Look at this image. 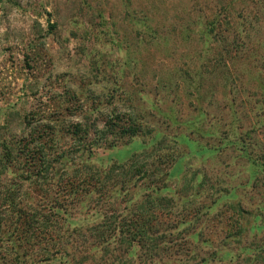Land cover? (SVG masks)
I'll use <instances>...</instances> for the list:
<instances>
[{"label": "rangeland", "instance_id": "obj_1", "mask_svg": "<svg viewBox=\"0 0 264 264\" xmlns=\"http://www.w3.org/2000/svg\"><path fill=\"white\" fill-rule=\"evenodd\" d=\"M222 1L0 0V137L21 147L31 134L35 139L44 135L42 124L53 120L52 133L61 136L58 150L66 151L68 160L78 161L82 144H90L89 164L104 170L150 149L157 140L152 129L183 135L188 140L178 147L166 139L162 143L166 150L140 159L151 168L171 167V160L174 164L178 160L168 178L174 199L181 178L192 174L204 176L207 185L215 187L191 194L186 205L175 202L159 218L166 239L156 246L158 257L151 260L140 258L137 246L132 260L93 258L89 241L84 242L78 231H69L86 224L80 214L69 218L68 229L63 227L40 241L42 247L56 252L64 246L69 257L63 261L57 255L41 261L34 245L37 238L17 239L16 229L5 227L0 231V264H264V174L250 182V162L240 151L254 143L264 152V130L256 126V132L250 131L257 120L252 100L257 98L258 83L264 86V22L253 24L256 34H251L258 42L245 41L250 31L238 35L244 44L235 48L242 50L231 55L225 67L223 57L205 51L200 33L201 24L218 14ZM225 1L231 25L236 26L241 17L254 19L249 16L254 0ZM144 20L149 27L142 25ZM224 33H219V39L234 36L232 31ZM210 44L212 51L220 49L215 41ZM199 108L205 114V128L217 138L198 136L182 125L197 116ZM112 113L132 115L146 133L131 140L113 142L109 135L107 142L99 139L100 122ZM160 113L174 116L177 123ZM73 123L88 130L87 136L79 135L80 143L62 133ZM238 139V145L218 143ZM164 154H172V159L166 161ZM25 161L16 165L20 168ZM61 163L66 161L53 165ZM10 175L0 180V211L13 186L17 187L11 195L16 210L25 202L51 204V198L38 195L40 188L20 180L15 170ZM15 244L20 245L18 255L13 253Z\"/></svg>", "mask_w": 264, "mask_h": 264}, {"label": "trees", "instance_id": "obj_2", "mask_svg": "<svg viewBox=\"0 0 264 264\" xmlns=\"http://www.w3.org/2000/svg\"><path fill=\"white\" fill-rule=\"evenodd\" d=\"M228 5L229 3L225 0L222 1L219 4L220 11H218V14H212V18L206 19V22L201 24L200 28L205 51H208V53L212 52L214 55L219 54L223 57L224 63H226L225 67L231 55L242 50L235 48L239 43L244 44V40L239 42L240 36L238 35L243 32L249 34L250 31V38L246 36L245 41L250 39V42L254 41L256 43L258 40L254 35L256 34V28L253 24L255 22H264V0L253 1L249 16L254 17V19L250 17L238 18L239 22L237 24L240 25L239 28L237 24L236 26L231 25L226 19L229 11ZM245 18H249L250 21ZM142 25L146 26V28L149 27L146 20H144ZM218 25H220L219 30L217 28ZM245 25L248 27L246 28ZM222 30L223 34H225V31H232L234 36L230 39H227L226 36H221L219 39V33ZM251 32L255 33L251 34ZM212 41H215L216 45L220 44V49L217 52L209 48ZM258 45L261 46L263 44L259 43ZM226 74L229 76L231 72L227 70ZM258 80H260L259 77ZM258 85L257 98L252 100V109L256 111L255 117L257 116V120L251 126V132H256V126L264 130V86L260 83ZM257 106L259 107V112ZM198 110L197 116L193 119L182 121V125L198 136L204 138L215 137L216 133L207 130L204 126V111L200 108ZM230 111L234 116V110L231 107ZM159 115H163L164 118L171 120L172 123H177L178 121L169 114L160 113ZM56 119L59 120V118ZM100 123L102 129L97 131L100 134L98 137L106 142L108 135L113 136L112 141L114 142V140L119 141L124 138L131 140L137 136H144L146 133L141 132V128L135 118L130 114L112 113L107 118L104 116ZM55 125L53 120L52 122H44L42 124L44 130L41 131H44L45 134L39 135L37 139L32 138L31 134L21 147L19 143L14 145L8 137H0V180H4L10 175L11 171L15 170L16 173H19L18 178L20 180L25 178L34 189L35 187L40 188V192L39 190L36 192L38 195L42 193L45 199L46 197L51 198V201L49 200L51 204L47 205L48 207H43V205L36 206L35 203L25 202L24 205H21L16 210L17 204L13 203L14 197L12 196H14L13 193L17 190V187L13 186L12 192L6 198L8 203L2 209L5 215H3V211H0V231L5 227L8 228L7 230L10 228L16 229L18 232V236L16 235L17 239L20 238V240L27 242L31 238H37L34 240V245L38 246L36 254L40 260L42 258L54 260L53 257L55 255L62 261L64 258L69 257L64 246L57 248L58 252H56L53 248L51 250L46 246L42 247L40 241H46L48 235V238L52 237L53 233L57 234L63 227L68 229L71 223L69 218L71 219V217L80 214L86 224L77 227L72 226L69 231L72 234L76 230L84 242L89 241L90 247L94 250L93 254H91L93 258L94 256H99L100 258L109 257L116 262L121 257H127L132 260L135 254L134 248L137 246L140 250V258L144 257L151 260L158 257L156 246L166 239V230L161 232L158 226L159 218L168 213L175 206V202H182L186 205L190 202L189 197L191 194H202L203 192L206 193L208 189H215L211 184L207 185L208 181H205L204 176L200 177L198 174H192L191 178H181V184L176 187L179 188L176 191L178 197L174 199L173 195H171L172 190L168 184V178L172 177L171 172L178 160H176L175 164L174 159L171 160V163H169L171 167L158 168L159 165L155 164L151 168L152 166L149 162L140 159V156L145 158L150 155L153 156L156 150H166L168 147L163 148L162 146L163 141L166 139L168 142H172L175 147H178V145L188 140L183 138L185 137L183 135H169L161 132V134H158L156 129H152L154 139H157L153 143L156 149L153 146L148 150L144 148V151L134 153L124 162L115 163L116 165L113 164L109 168L99 170L89 164L90 160L88 157H90V147H92L90 144L87 146L82 144L83 151L76 162L67 159L68 154L66 151L58 150L60 149V147L58 148V143L61 136L58 137L57 133H52ZM60 127L63 128L64 126L60 124ZM62 131L63 134L70 136V139L80 143L79 135L82 133L85 136L88 130L85 128L82 130L80 123H73L70 128L65 131L62 129ZM250 138H252V134ZM223 141L219 140V145L228 146V143L231 145H238L239 143V139L222 143ZM75 151H80V147H77ZM148 151L153 152L147 155ZM240 151L242 156L250 162V182H254L260 175L264 174V152L254 143H250V147L244 145ZM171 157L172 154L163 155L166 161L172 159ZM22 159L27 161L19 168ZM60 159H64L66 163H61L57 167L53 165L54 161L58 163ZM18 162L19 164L16 165ZM67 162H70L69 167ZM0 187H2V183H0ZM8 188L7 186V190ZM138 193L139 196H137ZM186 196L188 197L186 198ZM26 198L27 194L25 195V200ZM214 204L215 202L213 201ZM203 208L209 209L210 207L205 206ZM6 214L9 215V218ZM60 236L63 237V234L61 233ZM18 247H20L18 244L12 246V249L17 251L16 254L13 252L14 255H18ZM167 252L169 251H164V253ZM82 257L85 259L89 258L87 255Z\"/></svg>", "mask_w": 264, "mask_h": 264}]
</instances>
